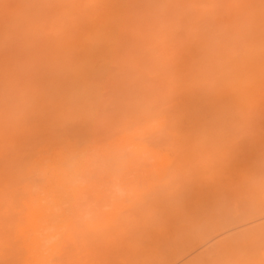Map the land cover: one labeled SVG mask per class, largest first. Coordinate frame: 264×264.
Masks as SVG:
<instances>
[{"label": "bare ground", "instance_id": "1", "mask_svg": "<svg viewBox=\"0 0 264 264\" xmlns=\"http://www.w3.org/2000/svg\"><path fill=\"white\" fill-rule=\"evenodd\" d=\"M107 60L129 88L160 66L211 84L175 114L120 78L80 138L67 121L102 113L78 73ZM0 264H264V0H0Z\"/></svg>", "mask_w": 264, "mask_h": 264}, {"label": "rangeland", "instance_id": "2", "mask_svg": "<svg viewBox=\"0 0 264 264\" xmlns=\"http://www.w3.org/2000/svg\"><path fill=\"white\" fill-rule=\"evenodd\" d=\"M107 62H108V63H107ZM98 64L101 65V66L96 65L94 69H90L89 71H85V70L82 69V72H81V73H78V75H80V76H79V77H80V81H79V82L82 81V82H81L82 85H81L80 83H78V84H80L81 88H82V87L84 88V89H83L84 92H83L82 95H79L80 93H79L78 95L76 94V98L74 99V101L77 102V103H79V104L82 102V103H83V106H84V104L87 105L86 102H88V101H89V102L91 101L90 103H92V102L94 101L95 98H97V100H98V101H96V103L94 102V105H95V106H93V108H92V106H90L89 108H87V107L85 106V107L88 109V113H89V111H91L92 109H94V107H96V110L98 111V110H99L98 108L101 109V108L105 107L106 105H109V104L113 101V103L111 104V105H112L111 107H110V105H109V106H106V109L108 108V112L111 114V113L113 112V110L115 109V104H116V102L118 101L117 104H119L120 102L124 101V100H123L124 98L126 99V97H124L123 94L120 95V92L118 93V96L120 95L119 97H118V96H117V97L114 96V95H116L117 92H118L117 89H115V90H117V91H112L113 88L117 86V84H120V83H121L120 85H121V87L123 86V88H122V90H121V89H119V90H121L122 92H123V89H124L125 91H126L127 89H128L129 91H130V90H133V92H134V93L136 92V94H138V93L140 92V93H139L140 96L143 95V94L141 95V91H142V93H143V92H144V93L147 92V95H148V92H149V95H148V96H147V95H145V96L143 95V97H146V98L150 96V97H149V100H147V102H149V101L152 102L153 99H155V101H156V99L160 98V99H159V102H157V103H161V102L163 101L164 98H168V100H169V97H170L169 95H171V97H170L171 100L169 101V103L172 105L171 109L174 110V111H175V114H176V111H177V109H176V108H177L176 105H177V103H178L179 105H180V103H182V104H185V102L188 103V102H190V98H188L189 100H187V101H188V102H187V101H186L187 98H184V97H183V96L187 93V92L185 93V91H184V95H183V94H182V95H178L179 97H181V99H177L178 96H176L175 94H178V91H179V93H181V92L183 93L182 90H185L186 88H189V89H190V86L193 85L194 82H196V83H200V82L205 78V77H204V78H203V77H199L200 79H198V78H197V75H198L197 72H196V74L194 75V77H192V78H191L190 75H189V77H190L189 80H188V78H187L188 82H190L191 80H193V78H194V80H195V78H197V79H196L195 81H194V80L191 81V82H190V86L187 87V85H189V83L186 84L187 81L185 80L186 78H185L184 75L187 74V73H189V69L186 68V69H188L187 73H185V72H186L185 69H184L185 72L182 70V75H183V73H185V74L183 75V77L185 78V79L183 78V79L185 80V82H183V83H185L186 85H184L183 83H179L178 86L176 85V86H177L176 88H175V86L173 85L174 88H175L174 90H175V91L177 90V93H176L175 91H174V92H170V90H173V86L170 84L169 86L167 85V88H166V87H165V84H166V83L169 84V82L171 81V82H173V83L178 84L177 82H175V80H177L178 82H179V81H180V82L182 81V80H180V78H179V80H178L177 77H174V75L171 74L172 72H173V73H176V71H177L178 69L174 71V70H172V69H174V68H171V69H170L169 66H168V68H169L168 71H167L166 69H165V70L163 69V71H159V69L161 70V67H164V66H160V67H158L159 69L156 67L157 70H155L156 68H153V67H152V70H153V71H152L151 69H150V70H151V71H150V70H148V68H147V70L150 71L149 73H150L151 75L148 73V71H147L146 69H145L146 71H145V70H142V72H144V71L147 72L146 75H148V77H146V75H145L144 73H143V75H145V76L143 77V75H142L143 78L140 77V76L137 75V74H134V75H133V76H134V79L138 76L136 79L140 78V80L142 79L143 81H142V82H141V81L139 82V83H141V84H137V83H134V82H133V83L135 84L136 87H135V86H131V85H129V86H131V87H130L131 89H130L128 86H124V85H123V82H122L123 79H122V77H120V78L122 79L121 82H120V80H119L120 78H119V79L117 78V76H118V72H123V73H124V71H116V70H117V69H116V66H114V65H112V64L110 65L108 60H107V61H104V62H100V63H98ZM107 65H108V66H107ZM112 66H114V68H112ZM109 67H110V68H109ZM154 67H155V66H154ZM165 67H167V66H165ZM165 67H164V68H165ZM170 67H171V66H170ZM92 68H93V67H92ZM149 68H151V67H149ZM111 69H113V70L111 71ZM118 69H119V68H118ZM93 70H94V72H93ZM96 70H98V71H96ZM120 70H121V69H120ZM80 71H81V70H80ZM114 71H115V72H114ZM166 71H167V72H166ZM192 71H193V70H192ZM92 72H93V73H92ZM95 72H96V73H95ZM180 72H181V70H180ZM190 72H191V71H190ZM89 73H92L93 75H90V77L87 78L86 75H88ZM94 73H95V74H94ZM109 73H110V74H109ZM116 73H117V74H116ZM134 73H136V72H134ZM169 73H170V74H169ZM194 73H195V71H194ZM176 74H177V73H176ZM190 74H191V73H190ZM121 75L123 76L122 73H121ZM121 75H119V76H121ZM149 75H150V76H149ZM180 75H181V74H180ZM130 76H131V75H130ZM171 76H172V77H171ZM178 76H179V75H178ZM187 76H188V75H187ZM187 76H186V77H187ZM191 76H192V75H191ZM166 77L168 78L169 81L167 80ZM85 78H87V79H89V80L87 81ZM124 78H125V77H124ZM131 78H132V76L130 77V79H128V81H125V82H126V85H128L132 80H134V79L131 80ZM163 78H164V80H162ZM173 78H174V79H173ZM181 78H182V77H181ZM201 78H203V79H201ZM210 78H212V77H210ZM144 79H145V80H144ZM165 79L167 80V82H165ZM170 79H171V80H170ZM172 79H173L174 81H172ZM206 79H208V77H206ZM83 80L87 81V82L84 81L85 83L88 84L87 86L89 87V89H88L87 91H89V90L92 88V89H91L92 92L90 91V94H93V93H94L93 96L95 95V98L92 97V95L90 96V95H88L87 93L85 94V90H86L87 87L85 88V87L83 86V85H85V84H83ZM107 80H108V81H107ZM116 80H117V81H116ZM126 80H127V79H126ZM161 80H162L163 82H162ZM197 80H199V82H197ZM106 81H107V84H106ZM109 81H110V82H109ZM134 81L137 82V80H134ZM138 81H139V80H138ZM111 82H112V83H111ZM119 82H120V83H119ZM143 82H144V83H143ZM146 82H148V86L151 87L153 90H152V89H149V90H148L149 87L146 85V84H147ZM171 82H170V83H171ZM203 82H204L203 84L200 83V84L203 85V87L205 86L204 84H206V82H210L208 86H210V84H211V80H210V81H203ZM91 83H93V84H91ZM142 83H143V84H142ZM163 83H164V84H163ZM90 84H91V87L89 86ZM103 84H104V85H103ZM124 84H125V83H124ZM155 84H156V86H157V87H156L157 89L155 88V90H154V86H155ZM157 84H158V85H157ZM161 84H162V86H164V87H162ZM200 84H199V85H200ZM99 85H100V87H99ZM115 85H116V86H115ZM120 85H119V86H120ZM137 85H139V86H137ZM142 85H143V87H147V89H145L146 91H145L143 88H142V90H141V87H140V86H142ZM144 85H145V86H144ZM153 85H154V86H153ZM182 85H183L184 87H182ZM80 86H79L78 88H80ZM85 86H86V85H85ZM102 86H103V87H102ZM185 86H186V87H185ZM206 86H207V84H206ZM208 86H207V87H208ZM110 87H111V88H110ZM134 87H135V88H134ZM168 87H169V88L171 87V89H169ZM179 87H180V89H182V88H183V89H182V90H178ZM196 87H197V85H196ZM203 87H202V89L205 90V88H203ZM68 88H69V87H68ZM81 88H80V90H79L80 92H82ZM94 88H95V89H94ZM99 88H101V89L99 90ZM109 88H110V89H109ZM159 88H163V89H161V92H160V89H159ZM165 88L168 89L167 92H170V93H165V92H164V91H166ZM184 88H185V89H184ZM191 88H192V87H191ZM194 88H195V86H194ZM93 89H94V90H93ZM102 89H103V90H102ZM104 89H105V90H104ZM108 89H109V92H108ZM158 89H159V92H160L159 94H161V93L164 92L166 96L164 95V93H163V96H164V97H162L161 95H159V96H160V97H159L157 94L155 95L156 92L158 93ZM97 90H98V91H97ZM101 90H102V91H101ZM139 90H141V91H139ZM143 90H144V91H143ZM186 90H187V89H186ZM193 90H194V89H193ZM68 91H69V90H68ZM95 91L99 94V97H96L97 94H96ZM106 91H107L108 93L105 94ZM111 91H112L113 93H112ZM138 91H139V92H138ZM150 91H151V92H150ZM152 91H153V94H150V93H152ZM154 91H155V92H154ZM180 91H181V92H180ZM187 91H188V90H187ZM205 91H206V90H205ZM102 92H103V94H102ZM133 92H131V93H133ZM88 93H89V92H88ZM134 93H133V94H134ZM192 93H193V92H192ZM108 94H109V96H108ZM136 94H135V96H136ZM168 94H169V95H168ZM187 94H188V93H187ZM194 94H197V96H198V92H195ZM152 95H153V96H156V97H155V98H154V97L152 98ZM188 95H191V94L189 93ZM122 96H123V97H122ZM135 96H133V98H134L133 100H135V104H136V102H138L139 100L137 99L138 96H136V97H135ZM157 96H158V97H157ZM91 97H92V98H91ZM106 97H107V99L110 98V100H111L112 98H113V99L116 98V99H115V101H114L113 99H112V101L109 100L110 102L107 104V101H108V100L105 101V100H106ZM185 97H187V96L185 95ZM189 97H190V96H189ZM195 97H196V96H195ZM87 98H89V99H91V100H87ZM150 98H151V99H150ZM162 98H163V99H162ZM85 99H86V101H85ZM92 99H93V101H92ZM118 99H119V100H118ZM139 99H140V97H139ZM147 99H148V98H147ZM161 99H162V101L160 102ZM175 99H176V100H175ZM183 99H185V102L183 101ZM192 99H193V97H192ZM77 100H78L79 102H78ZM80 100H81V101H80ZM82 100H83V101H82ZM95 100H96V99H95ZM100 100H101V101H100ZM103 100L106 102V103H105L106 105L104 104V101H103ZM121 100H122V101H121ZM136 100H138V101H136ZM143 100H144V101H143ZM178 100H179V101H178ZM119 101H120V102H119ZM157 101H158V100H157ZM175 101H176V102L178 101V102L176 103ZM181 101H182V102H181ZM192 101H193V100H192ZM192 101H191V102H192ZM100 102H101V105H100ZM132 102H133V101H132ZM139 102H140V103H139ZM139 102H138V104H141V103L144 104V103H146V99L141 98V100H140ZM164 102H165V101H164ZM164 102H163V103H164ZM173 102H174V104L176 103L174 108H173ZM82 103H81V104H82ZM102 103H103V104H102ZM122 103H123V102H122ZM154 103H156V102H154ZM166 103H168V102H166ZM166 103H165V104H166ZM169 103L166 104V105L163 104V105H164V107H163V108H164V111H167V110H168V111H169V112H167L168 114L170 113V110H171V109H168V108H170V106H169L170 104H169ZM81 104H80V105H81ZM117 104H116V105H117ZM90 105H91V104H90ZM160 105H161V104H160ZM167 105H168V107H167ZM155 106L160 107L158 104H157V105L155 104ZM177 106H178V105H177ZM157 107H156V108H157ZM161 107H162V106H161ZM91 108H92V109H91ZM156 108H155V111H156ZM163 108H161V110H162ZM165 108H166V109H165ZM106 109H105V108L103 109L105 113L103 112V110H101V112L98 111V112H100V113H102V114L104 113L103 115L101 114V118H99L100 116L98 115V118H97V119H94V118H95L94 116H96V115H92V116L90 115V116H89L90 113L87 114L88 116H87V117H86V116L84 117V118H86V121L84 122V121L82 120L83 123H81V120H80V119H83V117L80 118L79 116H78V117L74 116V117H73L74 119L72 118V121L69 119V120L67 121V122H68L67 127L69 128V129H68L69 132H70V133H72V132H73V133H77V131H78L79 135H81L80 138H84V139H85L86 137H89V138L91 137V138H96V139L101 138V136L104 137V135H105L106 132H107L106 130H107V128H108V127H105V126H106V122H105V117H106V116H105V115H109L108 112H107V114H106V111H107ZM94 110H95V109H94ZM109 110H110V111H109ZM172 110H171V112H172ZM92 111H93V110H92ZM111 111H112V112H111ZM158 111H160V109H158ZM164 111H163V113L166 114V116H167V113L164 112ZM174 111H173V112H174ZM161 112H162V111H161ZM173 112H172V113H173ZM92 113H94V112H92ZM156 113H157V111H156ZM156 113H153V114L155 115ZM163 113H160V112H159V113L156 114V115L158 116L159 114L161 115V114H163ZM151 114H152V113H151ZM164 114H163V116H165ZM170 114H171V113H170ZM166 116H165V117H166ZM170 116H172V115H170ZM154 117H155V119L157 120V117H156V116H154ZM161 117H162V116H161ZM161 117H160V118H161ZM91 118H93V120H94L93 122H92V119H91ZM149 118H150V117H149ZM149 118H148V119H149ZM75 119H76V120H75ZM148 119H147V120H148ZM152 119H153V117H152L151 119H149L150 121H148V122H154V124L157 123V122H155L156 120L154 121V119H153V121H151ZM158 119H159V117H158ZM205 119H206V118H205ZM79 120H80V121H79ZM84 120H85V119H84ZM74 121H75V122H74ZM97 121H98V122H97ZM102 121H104V122H102ZM203 121H204V120H202L201 123H202ZM206 121L208 122V118H207ZM69 122H70V123H69ZM91 122H92V124H91ZM210 122H211V121L208 122L209 124L206 123V125H205V126H208V127H209V126L214 127V128L211 127L212 129H210V130L215 129V128H216L215 126H218V125H219V124L217 125V123H216V124H212V123H210ZM85 123H86V124H85ZM94 123H97V124H96V127H95ZM201 123H200V126L202 125ZM203 123L205 124V121H204ZM88 124H89V126L92 127L94 130L97 129L96 131L92 130V131L95 132V133H91V134H90V132L88 131V129L90 130ZM146 124L149 125V123H145L144 125H146ZM211 124H212V125H211ZM101 125H103V126H101ZM213 125H214V126H213ZM70 126H71V127H70ZM86 126H87V127H86ZM107 126H108V125H107ZM152 126H154V125H152V123H151V127H152ZM203 126H204V125H203ZM99 127H101V128H99ZM103 127H104V129H103ZM148 127H149V126H148ZM155 127H156V126H155ZM208 127H207V128H208ZM80 128H81V129H80ZM92 128H91V129H92ZM152 128H153V127H152ZM156 128H157V127H156ZM209 128H210V127H209ZM218 128H221V126L219 125ZM83 129H84V130H83ZM99 129H100V130H99ZM68 130H67V131H68ZM82 130H83V131H82ZM148 130H149V129H148ZM207 130H208V129H207ZM215 130H217V129H215ZM215 130H213L214 133H215V135H219V136H220L221 133L219 134V132H221V130L218 129V130H220V131H218V130H217L218 132L216 131L218 134L215 132ZM92 131H91V132H92ZM105 131H106V132H105ZM213 131H212V133H213ZM80 132H81V133H80ZM148 132H149V131H148ZM148 132H146V133H147L146 136L143 134V135H142V138H140L141 136L139 137L140 142H141V141H143V142H147V140L150 141V142H152V141L154 140L155 142H158V141H159L158 144H161V146H162V145H163L162 142L164 143V142L166 141L165 139H164V141H161L160 139H162V138H156V137H154V136H155L154 134H156V133H157L156 136H157V135H160V134H158V131H154L153 129H152V131H151V129H150V132H149V133H148ZM151 132H154V134L152 135ZM155 132H156V133H155ZM83 133H84V134H83ZM97 133H98V134H97ZM144 133H145V132H144ZM146 133H145V134H146ZM150 133H151V134H150ZM96 134H97V135H96ZM148 134H150V135H149L150 137L148 136ZM210 134H211V133H210ZM94 135H95V136H94ZM213 135H214V134H212V137H213ZM221 135H222V134H221ZM151 136H152V139H151ZM219 136H218V137H219ZM97 137H98V138H97ZM144 137H146V138H144ZM212 137H211V135H210V137H209V136H208V138L206 137V140L209 139V141H210V140L213 141V140H215V139H218V140H216V141L221 142L220 139H223V138H221V137L217 138L216 136H214L213 138H215V139H213ZM149 138H150L151 140H150ZM153 138H154V139H153ZM164 138H165V137H164ZM166 138H167V137H166ZM195 138H196V137H195ZM195 138H192V139H193L192 141H195V140H194ZM202 138H203V139H201V138H199V139L204 141V142L202 141V143H205L206 140H204V137H202ZM211 138H212V139H211ZM136 139H137V138H136ZM155 139H156L157 141H156ZM197 139H198V138H197ZM199 139H198V141L201 142ZM137 140H138V139H137ZM137 140H136V141H137ZM162 140H163V139H162ZM154 141H153V143H155ZM168 141H169V139H168ZM168 141H166V142H168ZM192 141H191V142H192ZM209 141H207V142H209ZM216 141H214V142H215L216 145H218L219 142H218V144H217ZM138 142H139V141H138ZM166 142L164 143L165 145H166ZM199 142H197V143L193 142V144H191V146L194 145V144H198V146H199V144H200V147H202V144L199 143ZM214 142H213V143H214ZM141 143H142V142H141ZM221 143H222V142H221ZM205 144L207 145V143H205ZM156 145H157V143H156ZM165 145H163L162 147H164ZM206 145H205V146H206ZM210 145H211V143H210ZM210 145L207 146V148L210 147ZM213 145H214V144H213ZM191 146H190V147H191ZM195 146H196V145H195ZM195 146H194V147H195ZM205 146H204V148H206ZM159 147H160V146H159ZM162 147H161V149H162ZM194 147H191V148H194ZM200 147H199V148H200ZM212 147L214 148V146H212ZM221 147H222V145L219 144V145H218L216 148H214L213 150H212V148H211L212 151L208 148V150L211 151V152H209V151L206 152V150L203 149V148H202V150L199 149L198 147H196V148L199 149V152H200V153L203 152L202 154H203V156H205V157L207 156L206 158H209L208 156H210V155H211V156L213 155V156L215 157L217 154H219L218 157H217L218 160H219V159H221V158H220V157H221V155H220V153H221V149H220V148H221ZM196 148H195V149H196ZM163 149H164V148H163ZM216 149H217V150H216ZM200 150H201V151H200ZM203 150H205V152H204ZM214 150H216V151H214ZM218 150L220 151L219 153H217ZM213 151L215 152V154H213V153H214ZM193 152H194V151H193ZM195 152H196V154H195ZM195 152L193 153V155H192V153H191V155H192L193 157H195L196 160H197V158H200V157H201V158H200V160L198 159L197 161H195V160H194V161H195L196 163H197L198 161H201V162L204 161L203 156H202V155L200 156L199 153H198V155H197V151H195ZM186 153H187V152H185V154H186ZM188 153H190V152H188ZM178 154H180V153H177V155H178ZM183 154H184V153H182V155L180 154L181 156H179V157H184V158H185V156H183ZM185 154H184V155H185ZM177 155H176V156H177ZM176 156H175V157H176ZM186 156L188 157V155H186ZM211 156H210V161L212 160V162H213L214 157L212 158ZM173 157H174V156H173ZM177 157H178V156H177ZM193 157H192V159H193ZM184 158H183V159H184ZM215 158H216V157H215ZM175 159H177V158H175ZM178 159H179V158H178ZM187 159L189 160V162L192 161V160L189 159V158H187ZM201 159H203V160H201ZM185 160H186V158H185ZM188 160H187V161H188ZM207 160H209V159H207ZM207 160L205 159V161H207ZM216 160H217V159H216ZM194 161H193L192 163H194ZM220 161H221V160H220ZM215 162H217V161H215ZM199 163H200V162H199ZM218 163H219V162H218ZM179 174H181V172H179ZM179 174H178V177L180 176ZM182 174H183V173H182ZM178 177H176V178H178ZM180 177H181V176H180ZM180 177L178 178V179H179V182L183 180L182 177H181V178H180ZM178 179H177V180H178ZM176 182H177V181H176ZM100 189H101V190H100ZM159 189H160V187H156V188H155V190H159ZM98 190L101 191V192L98 191L99 193H101V194L105 193V194H106V192H107V187H106V189H105V187H103V188L100 187ZM105 191H106V192H105ZM101 194H100V195H101Z\"/></svg>", "mask_w": 264, "mask_h": 264}]
</instances>
